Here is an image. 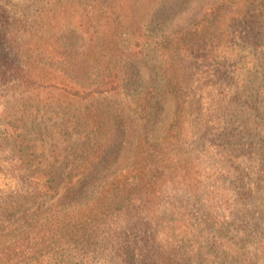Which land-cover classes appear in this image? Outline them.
<instances>
[{"label": "trees", "instance_id": "16d2710c", "mask_svg": "<svg viewBox=\"0 0 264 264\" xmlns=\"http://www.w3.org/2000/svg\"><path fill=\"white\" fill-rule=\"evenodd\" d=\"M45 3L41 12L33 10L37 15L26 10L13 17L0 6V82L11 67L27 72L20 85L26 90L58 91V100L52 97L44 104L74 110L73 130L64 133L79 135L76 141L68 139L78 149L68 154L72 160L66 156L63 169L56 160H35L38 155L17 161L26 172L38 169L47 190L0 200V264H73L72 252L80 264H88L90 248L101 250L102 264L189 260L185 250L178 254L180 260L171 249L161 250L154 206L171 185L192 195L196 183L188 173L199 167L195 161L200 154L210 161L212 155L223 157L228 147L232 164L240 163L241 140L251 135L253 123L239 115L236 101L260 94L261 77L240 70L241 81L238 75L233 78L236 95L227 80L234 75L240 48L251 52L256 44L248 41L256 33L245 15L257 7V19L264 23V0ZM73 16L72 28L62 35L51 29ZM237 25L244 28L243 42L235 45ZM257 47L264 55V42ZM258 62L264 67L263 57ZM232 115L234 120L227 119ZM256 128L264 132L262 124ZM18 129L9 134L23 136L25 127ZM190 139L196 141L193 147ZM68 145L63 149L67 153L72 149ZM258 154L264 158V138ZM219 164H207L206 184L192 195L208 211L206 220L213 218L210 210L231 201L226 191L233 184L222 181L232 172ZM246 178L241 169L232 180ZM130 226L143 228V256L137 254L138 234L132 238Z\"/></svg>", "mask_w": 264, "mask_h": 264}, {"label": "rangeland", "instance_id": "374dc122", "mask_svg": "<svg viewBox=\"0 0 264 264\" xmlns=\"http://www.w3.org/2000/svg\"><path fill=\"white\" fill-rule=\"evenodd\" d=\"M64 2L65 0H63ZM45 5V0H0V6L6 9V13L12 17L13 15H23L26 10L29 14L37 15L33 10L39 13ZM68 8L70 9V7ZM66 13L68 12L65 11L64 15ZM257 14L256 7V9H249L245 15L247 20L251 22L250 27L254 26L252 33H256L248 41H253L256 44H253L251 52H246L242 47L240 48L241 53L235 59L237 64L234 75L230 80H227V85L232 91L231 94L236 95V81L233 78L238 75L240 70L243 75L252 72L253 75L261 77L260 94L253 93L246 97L247 99L236 101L241 112L239 115L244 118H252L253 123H249L251 135L246 133L241 140L244 150L241 154L240 163L232 164L233 160L229 158L230 151L227 150L228 147H225L223 157L212 155L210 161L203 159L200 154L198 157L200 160L195 161V164L200 162L199 167L188 173L189 181L196 183L190 188L191 193L193 191L199 193L200 186L206 184L207 172L211 173L207 164L212 166L216 161L222 162L219 166L223 165L232 172V176L225 175L224 181H222L225 185L233 184L230 186L232 189L229 192L226 191L231 198L230 203L228 206L210 210L213 218L206 220L208 211L203 208L201 203L195 201V197L192 196L194 192L192 195H188L190 193L186 188L171 189V185L165 189V196L160 204L157 203L156 205L155 203L154 206L156 209L158 207L156 211L158 216L154 227L158 231L157 239L161 250L171 249L176 254L177 260H180L178 254L180 255L184 250L190 257L189 260L180 261L179 264H264V160H262L264 158L258 154L261 150L264 132H261V128H256L257 123L264 126V67L258 62L260 57L264 58V55L257 47L264 42L262 35L264 23L258 21ZM74 17L67 21L64 17L61 18V21L58 24L55 23L51 29L62 35L68 26L72 28L71 23L74 21ZM243 31L244 28L237 25V38L233 41L236 43L235 45L243 42L242 34H240ZM246 45L249 46L250 43ZM14 65L21 66L20 63ZM10 68H8V74L2 77L0 82V200L15 195L14 193L37 191V188L42 192L47 190L38 169H35V173L26 172L22 170V166H18V162L22 161L24 157L35 159L34 156L38 155L35 160L41 159L45 162L56 160L58 161L56 165L60 168L66 156L72 160L73 155L68 156V154L74 153L78 149V145L76 143L75 145L71 144L68 139L76 141L79 137L77 133H72V136L69 133H64V131L73 130L74 110L69 108L62 110L56 108L55 105L47 107L44 104V101L52 97L54 100H58L61 97L57 93L58 91L55 90L54 93L49 94L43 89L33 90L29 88L26 90L20 85L23 75H26L27 72ZM22 69L26 70V68ZM243 75H238V81H241ZM238 88L239 84H237ZM221 97L219 96V99ZM203 101V107H207V100ZM251 107H256V109L249 111ZM191 117H195V113H192ZM226 117L234 120L233 115ZM20 125L25 127L23 131L20 130L23 136L15 134L13 138L9 133L12 131L18 133L17 127ZM83 139L82 136V139L77 142H81ZM188 142L190 147L196 144L194 139H190ZM66 145L72 146L68 153L63 150ZM77 155L78 153H76ZM204 161L206 162L204 163ZM237 165H239L238 168ZM38 167H42V164ZM62 169L60 171H65V175L67 171ZM241 169L245 171L247 178L244 182L233 181L232 178L239 176ZM166 186L165 184L164 187ZM169 190L173 191L170 192ZM49 191L50 194L54 192ZM201 194H203L202 191ZM38 199L40 200L41 197ZM171 204L173 206L169 208ZM26 206L29 205L26 203ZM139 227L141 226H130L129 233L132 238L135 233L138 234L137 239H135L138 241L137 254L143 256L142 254L146 249L142 240L143 228L141 227L139 230ZM86 248L87 246L84 245L81 250L86 251ZM90 251L92 258L89 259L88 264H102L103 253L101 250L90 248ZM69 255L72 257L73 264L81 263L78 253L72 252Z\"/></svg>", "mask_w": 264, "mask_h": 264}]
</instances>
